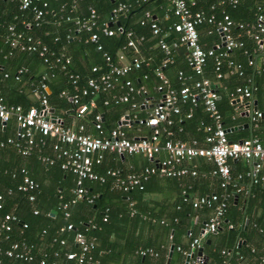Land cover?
Masks as SVG:
<instances>
[{
	"label": "crops",
	"instance_id": "1",
	"mask_svg": "<svg viewBox=\"0 0 264 264\" xmlns=\"http://www.w3.org/2000/svg\"><path fill=\"white\" fill-rule=\"evenodd\" d=\"M52 1L58 3L62 0ZM119 1L129 4L131 6L130 10L133 9L129 18L126 15H120L113 24L108 22L107 17H101L100 20L98 16V20L106 23L115 32H119V29L125 30V22H129L127 28L133 32L131 29L140 30L141 21H144L145 24L149 21L143 18V12L147 10L152 19L157 22L159 29L163 30L164 33H168L165 41L169 46L172 62L163 70V75L169 87L179 88L178 72L181 71L186 76L192 74L186 63L188 50L184 46L175 49L171 47V44L177 42L181 36L177 19L172 14V5L166 0H148L147 3L142 5L144 11L138 12L137 7H135L137 6L135 0ZM192 1L195 2V6L192 8V10H195L193 11H201L206 16L214 15L216 21L221 20L223 15L229 16L226 10L229 6L231 7L229 1H226L225 4L221 3V0ZM238 5L241 7V12L235 13L233 19L229 17L235 24H243L245 28L253 30L256 7L264 6V0H238L236 6ZM77 10L79 11L76 12ZM4 15L9 19V10H6V12L0 10V20L7 21ZM85 15L86 10L82 9V4L80 2L75 3V11L72 16L75 19H81ZM25 18L30 19L27 16ZM21 23H24V21L22 20ZM27 25L29 23L23 26L27 28ZM197 31L199 43L204 49L222 47V39L216 30V23H203L197 27ZM145 33L149 35L148 30ZM133 35L135 39L138 38L134 33ZM232 36L234 40L241 42L243 45L241 48L233 49L227 60L240 65L242 75L228 74L227 64L224 61L221 69L222 78L218 80L214 72V61L211 58L207 60L202 76L210 80L218 94L217 109L228 139L232 141L257 139L264 146V119L256 122L251 121L252 112L255 110L264 111V45L259 46L252 38L246 36L244 31L236 27L232 29ZM158 39V36L150 33L149 38L144 37L141 42H136V40L134 48H124L125 43L115 50L114 58L110 54L114 63L118 66L127 65L135 58L141 62L143 70L148 71L144 73H141L140 70L130 72L124 79L118 81L111 91L98 95L96 104L101 111L102 127L106 132L109 131V128L122 125L130 138L136 139L149 134V128L140 127L131 119L134 115L139 118L147 117L151 104H155L162 97L161 93L156 90L159 81L153 75V69L159 66L164 57V53L157 45ZM106 43L111 48L114 45L110 40ZM75 49L76 46H73V49L70 48V50L67 48L66 53L70 58V68L88 75L92 67L104 66L101 53L93 49L92 46H88L86 52L81 56L74 57ZM64 50L66 51V49ZM118 55H123V60L119 61ZM101 63L102 65H100ZM25 65L28 67L31 77H38L44 74L46 70L45 66L33 58H30ZM197 79V76L192 78V80ZM124 80H130L136 87H143L146 90V94L138 98L139 101H148L146 109L133 111L127 103L119 104V108H106L111 104L108 106L102 104L104 100L124 93L125 90L122 87ZM191 82H187V84L191 85ZM241 86L250 88L251 97L242 102L239 99L232 100L230 98L231 93ZM23 92L26 95L25 106L38 101L29 89H26L25 84ZM179 109L180 115L171 114L169 116L172 125L168 128L170 135L167 138L172 141L187 143L191 140H197L199 146L206 147L207 145L204 142L205 132L202 131L201 124L208 125L211 120L205 113L201 101L198 102L197 106L180 105ZM72 110L73 108L67 100L66 106H50L48 116L55 117L59 120L58 122L65 126L84 123L87 132L95 134L89 116L78 119L74 116ZM187 114H190L191 118L186 119ZM124 119H129L130 122L123 124ZM180 119L186 121L180 125ZM154 125L161 130L167 129L164 123ZM5 127H7L6 136L15 135L17 126L13 120L7 123ZM165 138L166 136L163 134L160 140L163 141ZM50 141L48 140V143ZM45 151H49V147L45 148ZM165 157V152H160L156 159L162 160ZM94 159V156L88 157V162L94 171L118 169L125 174L139 173L143 168L155 163L140 155L120 156L114 153H105L99 165L94 163ZM0 163L9 170L15 169L19 164L21 168L26 170L28 176L31 173L22 159L15 158L9 152L1 151ZM229 164L232 180L237 183L239 191L231 186L221 189L219 180L211 175L214 168L213 164L203 158H195L182 164L183 167L195 170V176L186 175L182 178L150 177L146 181L142 192L136 191L133 193L130 202L132 204H129V206H125V202L120 200L116 196L117 194L107 190L105 201L110 203L112 208L111 229L107 241L105 236H102L101 243H97V247L101 246L97 257L99 264H185L186 258L177 249L186 250L193 238L200 239L199 247L195 249L193 254L194 259L198 257L202 259V263L197 264H225L224 259L231 260L234 264H262L261 260L264 258V162L261 164L262 169L256 182L249 176L251 166L247 160L239 159L231 161ZM239 176L240 178H238ZM61 185L64 188H60V191L65 193V197L72 194L71 183L62 182ZM93 187L106 192L104 190L106 187L102 188V186L87 183L86 189L89 196L99 194L94 192ZM212 194L218 196L230 194L226 206V211L229 208V215L226 218L224 216L225 219H222L221 225L215 233L206 234L200 238L203 226L211 217L213 210L207 208L195 210L191 207V202L199 197ZM184 198L186 201H183ZM117 212L118 215L116 216ZM71 213L76 218L81 215L84 216L85 219L82 220L85 221L94 220L92 214L89 215L86 211L80 212L76 207H71ZM238 213L240 214L239 219L236 218ZM52 217L55 218L53 214ZM232 220L237 222V224L235 223L238 225L236 230L232 229ZM73 240L74 236L72 240L70 239L66 251L75 248ZM140 247L153 249L158 254L157 257H141L137 252ZM46 248L44 243H39L37 251L39 253ZM171 248H173L172 252L170 251ZM194 259L189 260L188 264H196Z\"/></svg>",
	"mask_w": 264,
	"mask_h": 264
},
{
	"label": "built area",
	"instance_id": "2",
	"mask_svg": "<svg viewBox=\"0 0 264 264\" xmlns=\"http://www.w3.org/2000/svg\"><path fill=\"white\" fill-rule=\"evenodd\" d=\"M10 1L15 2L19 10L25 11L31 9L34 24L36 26L41 24L46 14L45 8L47 4L45 2L40 3L41 0ZM146 1L135 0V3L136 5H141L146 3ZM166 1L172 5V14L177 19V25L181 31L179 40L173 42L171 47L175 49L179 46H184L188 50L186 63L192 75L186 76L183 72H178L177 80L180 84L179 88L174 89L169 87L163 75V69L172 62L169 46L165 41L168 33H162L157 22L152 19L151 14L145 11L144 18L152 21L150 29L153 35L158 36L157 45L164 53V58L160 66L154 69L155 77L159 81L156 90L161 93L162 97L158 102L153 104L147 117L139 118L134 115L133 119H131L138 126L150 129L147 136L136 139L130 138L122 125H118L108 132H105L102 127V116L100 113L95 114L90 120L95 134L87 132L84 123L65 126L57 122V120H51L48 116L50 106L46 101V77H43L39 85L32 90L39 102V107H30L24 111L19 105H7L0 95V128L5 127L12 120L17 126L15 135L1 142L0 147L12 149L22 156H29L35 150H43L49 146L51 154H40L38 160L43 165L48 166L57 163L61 170L68 171L74 175L75 188L72 191L74 198L71 203L81 200H85L88 204L94 203V196H86L87 189L85 183L87 181L105 183L110 179L112 189L128 193L134 189L142 191L144 189V183L153 176L165 178H182L186 175L195 176V170L182 166L184 162L191 161L195 158H203L213 164L214 168L211 171V175L219 180L221 189H226L228 186H231L238 191L240 190L237 183L232 180L229 164L231 161H237L239 159H244L248 162L254 161L249 176L255 182L257 181L262 169L261 164L264 162V146L257 139H243L239 141L228 139L217 109L218 94L210 80L204 78L202 73L207 60L212 58L214 61L215 76L218 80L222 78L221 69L224 61L227 64L228 74L242 75L241 66L227 60L229 53L233 49L241 48L243 45L241 42L234 40L232 29L236 27L244 31L245 35L252 38L256 44L263 46L264 6L256 7L255 24L253 30H251L245 28L243 24H235L228 15H223L221 20L216 21L214 15L206 16L201 11H193L192 8L195 6V2L192 0ZM227 1L233 7L238 3V0ZM36 3L42 5L41 8L35 6ZM221 3H224V0H221ZM69 7L68 12L71 17L68 16L67 21L72 22L75 26V36H78L83 31L88 33V38L85 43L91 44L97 52L101 53L105 67L104 71H101V68L98 66L92 67L91 73L93 75L85 79L83 86H79L78 84L80 75L77 73L67 74V78L72 86V92L62 91L60 97L68 100V103L73 108L72 111L75 117L83 119L86 116L90 117L92 112L97 108L96 98L99 94L111 91L118 81L124 79L130 72L139 70L141 62L134 58L127 65L118 66L114 63L111 56L103 50L102 45L99 44L100 35L112 37L125 34L127 42L124 48H134L135 40L133 32L124 31L123 29L115 32L106 23L99 24L98 26V14L93 8H89L86 17L75 19L71 15L75 11V5ZM130 7L129 4L118 1L110 11L108 22L113 24L118 20L120 15H127L130 12ZM63 8L64 6H62ZM203 23H216V30L222 39V47L204 49L200 45L197 27ZM28 27L30 25H27ZM96 27L99 28V31H94ZM8 32L9 36L6 37V42H8L13 51L34 53L42 59L44 64L50 66V68L55 64H60L64 70L69 65V57L63 53L56 54L50 51L40 40L34 39L31 36H23L15 32L12 26L8 27ZM47 34L46 32L45 35ZM142 39L140 37L137 41H142ZM11 54L12 52L8 53V55ZM52 58L54 59L53 66L50 65ZM118 60H123V55H118ZM24 73H26L24 68L18 69L14 74V80L19 81ZM193 76H197L198 79L192 80ZM7 77L8 74H4V78ZM50 77H53V74ZM187 82H191V85H188ZM122 87L125 90L123 94L106 99L102 104L108 106L110 104L119 105L127 103L133 111L148 107V101H139L138 99L146 94V90L143 87H136L130 80H124ZM250 97V88L245 86L237 87L230 95L232 100L239 99L241 102ZM199 101L203 104V109L211 120V123L208 125L201 124L202 131L205 132L204 142L207 146H199L197 140H191L187 143L172 141L170 138H167L170 135L168 128L172 125L169 116L171 114L180 115V105L190 104L191 106H197ZM185 118L189 119L191 115L187 114ZM262 119H264V111L252 112V122ZM123 121L125 123L130 122L129 119H124ZM153 122L154 124L164 123L167 129L161 130ZM163 134H165L166 138L161 141L160 139ZM48 140H51L50 143H48ZM160 152H165L166 157L162 160H157L156 156ZM105 153H114L120 156L140 155L155 163L143 168L139 173L125 174L118 169H108L104 175H100L94 172L91 164L88 162V157L94 156V163L100 164ZM20 174L22 179L17 187V191L28 194V201L33 202L35 200L34 193L38 190V184L27 175L24 169L20 170ZM229 198L230 194H223L221 196L212 194L210 196L199 197L191 202V207L195 210H201L203 208L213 210L211 217L203 226L200 238L206 234L215 233L218 230L225 216L227 200ZM2 201L3 197L0 194V210L2 209ZM183 201H186V199L184 198ZM61 207L65 211L64 217H68L66 211L68 204H63ZM33 214L36 215L37 211H34ZM102 222H107L106 214L103 216ZM14 223H18L21 227L20 234L27 228V224L20 222L12 214H5L0 219V256L20 262L21 264H28L34 260L31 254L33 246L25 240L20 242L10 241L8 233L11 231L12 224ZM84 227L86 228L84 232H87L88 229H96V225L90 222L89 224H84ZM229 227L231 228V226ZM64 231L71 232L76 231V229L73 225L69 224L61 229V232ZM84 232L76 231L74 234L75 251H66L62 254L59 251H54L53 258L56 259L54 261H49L47 255L43 253L38 264H63L61 261H57L61 257L64 259V264H99L93 255L96 248L95 240L89 238ZM58 243L60 247L66 246L64 239H60ZM199 243V238H193L186 250H182L181 248L177 250L182 252L185 258L192 260L194 259V251L199 247ZM137 252L143 258L146 256L157 257L158 255L151 248L140 247L137 249ZM194 262L196 264L202 263V259L199 257L195 258ZM261 263L264 264V258L261 260Z\"/></svg>",
	"mask_w": 264,
	"mask_h": 264
},
{
	"label": "trees",
	"instance_id": "3",
	"mask_svg": "<svg viewBox=\"0 0 264 264\" xmlns=\"http://www.w3.org/2000/svg\"><path fill=\"white\" fill-rule=\"evenodd\" d=\"M118 1L117 0H114V1L112 0H80V1L79 0H76V1L62 0L56 3L55 1H52V0L51 1L41 0L40 3L45 2L47 4V7L45 8L46 14L43 17L41 24L36 26L33 21L34 17H33V13L31 9L22 11V10H19V7L15 2H12L10 0H0V10H2L3 12H6V10L7 11L9 10V16H10V18L7 19V16L4 15L7 21L0 20V67L2 68V70L0 71V95L4 99L6 104L7 105H19L23 108L24 111L30 107H39L38 101L34 104L29 103L28 105L25 106L24 100H26V95L23 92L24 84H25L26 89H29L30 93L33 96H35L32 92L33 88L39 85L43 77H46L45 83H46L47 90L49 91V93L46 91L47 104L51 107L55 105H60L61 107L66 106L67 99L60 97V93L62 91L72 92V86L67 78V74L77 73L78 75H80V81L78 83L79 86H83L85 79L93 75L91 73V69L89 71L90 74L84 75L81 71H76L70 68L69 65L66 66L65 69L63 70L60 64L54 65L53 58L50 61L51 62L50 65L51 66L54 65V66L50 68V66L44 64L42 62V59L39 58L34 53L30 54L27 52L13 51L10 48L8 42H6V37L9 36L8 27L10 26L14 27L15 32L20 33L23 36H31L34 39L40 40L42 44L46 45L50 51H53L56 54L63 53L65 54V56L68 57V54L66 53L67 48L70 50V48L73 49V46H76L73 56L74 57L81 56L83 53L86 52L87 47L92 46V45L85 43V41L88 38V33L83 31L78 36H75L74 34L75 26L72 24V22L67 21V17L70 16L68 12L70 8L69 6L75 5L74 2L75 3L80 2L82 4V9L84 8V10H86V15L84 17L87 16L89 8H93L96 10L101 20V17H105V18L107 17V19H109L110 11L112 10L114 5ZM226 1L227 0H224V4L226 3ZM144 4L135 6L137 7L136 10L138 12L144 11L142 10L143 9L142 5ZM35 6L41 8L42 5H39L38 3H36ZM62 6H64L63 9H62ZM232 7L233 6L231 5V7L229 6L228 9L226 10L229 16L233 19L235 17V13L241 12L240 11L241 7L240 5L235 6L233 9ZM78 11L79 10H77L76 12ZM132 12H133V9L130 10V12L126 15V17L129 18ZM144 12H143V18H144ZM26 16L30 19L29 20L26 19L25 18ZM22 20L24 21V23H21ZM151 22L152 21L150 20L147 21L146 24L145 22H143V24L140 25V30H137V29H131V30L136 36H138V38L140 37L149 38L150 33H152L150 29ZM28 23L30 25V28H25L23 25L28 24ZM102 23L104 22H100L98 20V26L99 24H102ZM125 24H126V27H124L125 28L124 31H129V28H127V26L129 25V22H125ZM147 30L149 32V35L145 33ZM94 31H99V28L96 27ZM160 31L164 33L163 30H160ZM46 32L48 33L47 35H45ZM74 36H75V39L73 40ZM133 37L135 41L138 39V38L135 39V36ZM108 40L114 43L112 48L107 45L106 42ZM126 42L127 40H126L125 34H122L119 37L112 36L110 38H107V37L103 38V35L99 37V44H101L103 50L107 52L109 55L111 54L113 58H114L115 50L118 47H121ZM92 47L94 49V46ZM64 49H66V51ZM9 52H12V54L8 55ZM30 58L36 59L40 64L46 67L44 74L38 77H35V76L31 77V73L29 72L28 67L25 65L26 62ZM100 65H102V63ZM142 66L139 69L140 72L141 73L147 72L148 70L146 69L143 70ZM20 68H24L26 70V73H24L20 77L19 81H15L14 74ZM100 68H101V71L105 70L104 66H100ZM154 69H153V72H154ZM4 74H8V77L4 78ZM51 74H53V77H50ZM101 101H102V97H101ZM111 107L119 108L118 105L113 106V104H111V106L106 107V108H111ZM97 113H101L99 108H96L92 112L89 119L91 120L92 117ZM185 121L186 120L184 119L179 121L180 125H182ZM115 127L116 126L109 128V130ZM6 129L7 127L0 128V143L4 142L9 137H13V136H6L5 134ZM9 150L7 147H0V153L1 151L3 152L5 151V153L9 152L13 154L15 158L17 157V158L22 159V161L25 163V166L30 169V172H31L29 173L30 178L38 184V190L37 192L34 193L35 200L33 202H29L27 199L28 194L17 191V187L21 183V179H22L20 170L24 168H21L19 164H17V167H15V169L9 170L7 169V167L2 166V164L0 163V194L3 197L2 209L0 210V219L5 214H12L16 218H18L20 222L27 224V228L23 231L22 234H20L21 227L19 226V224L18 223L12 224V229L8 233V235H9L10 241L12 242H20L22 240H25L28 244L33 246V250L31 251V254L34 257V260L28 264H38L43 253L47 255V259L49 261L56 260L55 258H53V252L59 251L61 254L66 252L65 249L70 244V239L71 240L73 239L75 232L76 231L84 232L86 230V228L84 227V224H89V222L94 223L96 225V229L95 230L88 229L87 232H84V233L89 238H93L95 240L96 248L94 250L93 255L97 259L99 255V251L101 250V246L97 247V243L98 242L101 243L102 236H105V239L107 241L109 237L110 229H111L110 225H111V218H112L111 216L112 208H111L110 203H107L105 201L106 200L105 193H107V190H108L113 194L114 193L117 194L116 196L120 200L125 202V206L126 205L129 206L130 202L132 201L131 196L133 195L134 192L139 191V190L134 189L128 193L116 191L111 188L110 179H108L105 183L87 181L85 183V186L87 183H93L98 186H102V188L106 187L104 189L106 192H102L99 188L93 187L94 192L99 193L98 195H101V196H98L95 194L94 196V194H91L92 196L95 197L93 204H88L85 200L76 201L74 203H71L72 199L74 198L73 194L71 195L69 194L67 197H65L64 196L65 193L61 192L60 188H64L61 185L62 182H68L72 184V188L74 190L75 188L74 175L68 171L61 170L57 163L52 166H48V165H43L38 160V156H40V154L50 155L51 154L50 148H49V151H45V149L43 150L37 149L34 152H32L29 156H22L16 153V151L12 149H9ZM94 172L100 175H104L105 173V171H94ZM153 177H156V176H153ZM145 183H144V188H145ZM142 191H139V192H142ZM86 196L90 197L88 194H86ZM66 203L68 204V208L66 210L68 213V217L65 218L64 217L65 211L62 210L61 206ZM71 207H76L80 212L86 211L87 214L89 215L92 214L95 221L94 220H91V221L82 220V219H85L84 216L82 215L79 218H76V216L71 213ZM34 211H37L36 215L33 214ZM52 214L55 216V218L52 217ZM105 214L107 215V222H102V218ZM117 215H118V212L116 216ZM228 215H229V208L225 212V218ZM238 217L240 218L239 213L236 218L239 219ZM231 222L233 223L232 229L236 230V226H238L236 225L237 222H235L234 220H232ZM69 224L73 225L76 231L61 232V229L65 228ZM60 239H64L66 241V246L60 247L58 243ZM39 243H44L47 248L43 249L42 251L38 253L37 247L39 246ZM75 250H76V247L69 251H75ZM224 260H225V264L226 263L234 264V262L231 260L230 261L228 259H224ZM57 261L58 262L61 261L63 264L65 263L63 257H61L60 259H57ZM0 264H21V263L0 256Z\"/></svg>",
	"mask_w": 264,
	"mask_h": 264
},
{
	"label": "water",
	"instance_id": "4",
	"mask_svg": "<svg viewBox=\"0 0 264 264\" xmlns=\"http://www.w3.org/2000/svg\"><path fill=\"white\" fill-rule=\"evenodd\" d=\"M47 92H48V90H47ZM153 107V105L151 104V106H150V110H151V108ZM256 111V110H255ZM251 115H252V113H251ZM50 119L51 120H57L55 117H50ZM59 120H57V122H58ZM123 124L125 123L124 121L122 122ZM153 124H154V122H153ZM249 163H250V166H252L253 164H254V161H249ZM172 250H173V248H171V252H172ZM171 252H170V254H171ZM188 262H189V259L188 258H186V261H185V264H188Z\"/></svg>",
	"mask_w": 264,
	"mask_h": 264
}]
</instances>
